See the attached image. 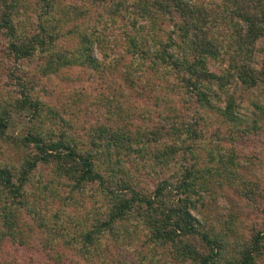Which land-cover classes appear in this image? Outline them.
<instances>
[{
	"label": "trees",
	"instance_id": "obj_1",
	"mask_svg": "<svg viewBox=\"0 0 264 264\" xmlns=\"http://www.w3.org/2000/svg\"><path fill=\"white\" fill-rule=\"evenodd\" d=\"M261 37L264 0H1L0 264L40 235L80 264H259L264 227L202 210L252 192L232 143L264 132Z\"/></svg>",
	"mask_w": 264,
	"mask_h": 264
},
{
	"label": "rangeland",
	"instance_id": "obj_2",
	"mask_svg": "<svg viewBox=\"0 0 264 264\" xmlns=\"http://www.w3.org/2000/svg\"><path fill=\"white\" fill-rule=\"evenodd\" d=\"M5 51L4 42L0 38V59L4 57L6 60L7 56H4ZM263 54L264 37H261L256 42V50L254 53V64L256 66L260 65ZM0 74L2 76L5 75L2 66H0ZM89 83H91L90 79H77L69 82V84H67L68 86L65 88L70 89L73 85L78 88H86ZM261 91V99L264 100V89ZM245 98L247 100V97ZM244 109L242 111H245ZM136 120L138 121L137 116H132L128 121L136 122ZM151 121L153 124L158 123L156 113L151 115ZM25 126V117L20 113H13L8 128L9 132L20 134L24 131ZM223 127V124H221L220 129H223ZM258 133L259 134L253 133L243 140L239 139L236 143H232L235 153L240 150L248 157L247 164L243 165L241 162L238 168L242 174V178L249 180L251 184V187L248 188L252 191L249 198L239 193L234 186L226 188L223 191V195L218 197L217 201H209L203 208L202 214L205 215L208 223L215 222L216 225H219L220 222L225 223V218L228 217L227 219H229V221L226 222L227 225H231L237 229L239 233L243 234L247 233L252 227L256 229L264 227V132ZM253 154L257 157L254 158ZM31 239L32 236L27 241L28 245L26 247L16 244L15 242L7 241L4 249L8 258L2 253L6 260L9 259L7 260L8 262L5 260L7 264H80L82 261L80 258L75 257L71 250L68 251V249L64 248L62 244L57 245L56 248L58 252L66 254V259L64 258L61 260L62 262L56 259H49L47 255L50 254L45 252L49 246L42 250L37 246V240L40 241L43 239L42 235L37 239ZM261 258L262 260L259 264H264V255Z\"/></svg>",
	"mask_w": 264,
	"mask_h": 264
}]
</instances>
